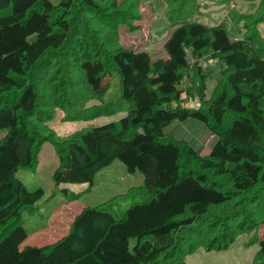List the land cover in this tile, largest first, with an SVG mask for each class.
I'll list each match as a JSON object with an SVG mask.
<instances>
[{
    "label": "trees",
    "instance_id": "16d2710c",
    "mask_svg": "<svg viewBox=\"0 0 264 264\" xmlns=\"http://www.w3.org/2000/svg\"><path fill=\"white\" fill-rule=\"evenodd\" d=\"M0 0V264H186L198 249H227L264 223V0L233 39L225 23L191 20L197 0H165L170 32L166 58L152 60L115 42L137 18L140 0ZM129 3L126 5V3ZM131 29V27H130ZM99 41V43L96 41ZM203 56L222 61L220 80L205 98ZM118 76V96L105 100ZM88 100L98 101L89 114ZM198 101L197 108L184 103ZM173 105L165 109V105ZM67 120L125 113L118 121L66 137L48 127L55 111ZM204 124L215 139L207 155L167 134L174 122ZM50 142L58 159L54 185H93L119 161L143 176L147 194L121 213L85 206L52 244L21 246L22 214L43 198L20 169L35 170ZM81 193L73 196L75 200ZM252 239V238H251ZM250 264H264V237Z\"/></svg>",
    "mask_w": 264,
    "mask_h": 264
},
{
    "label": "rangeland",
    "instance_id": "374dc122",
    "mask_svg": "<svg viewBox=\"0 0 264 264\" xmlns=\"http://www.w3.org/2000/svg\"><path fill=\"white\" fill-rule=\"evenodd\" d=\"M56 2L55 0H50ZM120 2L123 0H119ZM165 0H140L137 7V18L131 19L130 24L121 25L118 28L116 44L134 51H147L152 60L166 58L162 46L166 40L170 27L165 18ZM126 2V0H125ZM129 1L126 3V5ZM199 12L191 20H198L207 26H215L220 22L233 39H241L244 36L242 23L231 21L227 14L234 8L238 13L250 14L258 7L257 1L250 0H197ZM131 27V29H130ZM259 35L264 39V22L257 27ZM97 41V39H96ZM99 43V41H97ZM206 76L205 98H208L214 85L220 80L222 61L211 60L203 56L199 60ZM101 87L109 84L105 100H114L118 96V76H105L97 82ZM98 101L88 100L85 103V111L89 114ZM173 105H165V109ZM184 106L197 108L198 101L184 103ZM125 113H117L101 116L88 120H67L62 111L56 110L53 119L48 123L58 136L66 137L81 130L102 126L109 122L118 121ZM168 135L186 141L199 154H203L208 148V143L214 140L209 138V133L204 124L187 119L183 122H174L166 128ZM4 134L0 131V137ZM207 141V143H206ZM208 145V146H207ZM36 169H20L17 177L29 188H41L44 191L43 198L34 209L22 214L21 224L26 229L28 236L21 246L41 247L55 241L60 233L67 230L75 215L85 206L102 205L115 213L127 208L133 200L142 198L147 194L143 187V176L136 171L133 174L126 172L125 167L119 161L112 162L109 166L100 170L93 185H59L52 182V173L58 164V159L50 142L42 144L38 156ZM78 193L80 196L71 200ZM264 237V223L259 230L239 236L227 249L206 252L203 249L196 250L186 257V264H250L258 251V244L253 243V238ZM252 238V239H251Z\"/></svg>",
    "mask_w": 264,
    "mask_h": 264
},
{
    "label": "crops",
    "instance_id": "0c3cea01",
    "mask_svg": "<svg viewBox=\"0 0 264 264\" xmlns=\"http://www.w3.org/2000/svg\"><path fill=\"white\" fill-rule=\"evenodd\" d=\"M170 32V31H169ZM169 35V34H168ZM147 52V51H146ZM206 143H207V141H206ZM209 145V146H208ZM208 148L207 149H205L204 150V152H203V154H201V155H207L208 154V152H209V149L211 148V146H212V143H211V141L208 143ZM70 225V224H69ZM69 225H68V227H67V230H65L64 232H62V233H60V235H58V238L55 240V241H57V240H59L61 237H63L66 233H67V231H68V228H69ZM55 241H53V242H50V244H52V243H54ZM46 245H48V244H46Z\"/></svg>",
    "mask_w": 264,
    "mask_h": 264
},
{
    "label": "built area",
    "instance_id": "2783aa9c",
    "mask_svg": "<svg viewBox=\"0 0 264 264\" xmlns=\"http://www.w3.org/2000/svg\"><path fill=\"white\" fill-rule=\"evenodd\" d=\"M209 138H212L213 140L215 139V137H214L213 134H210V135H209Z\"/></svg>",
    "mask_w": 264,
    "mask_h": 264
}]
</instances>
